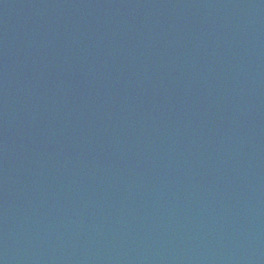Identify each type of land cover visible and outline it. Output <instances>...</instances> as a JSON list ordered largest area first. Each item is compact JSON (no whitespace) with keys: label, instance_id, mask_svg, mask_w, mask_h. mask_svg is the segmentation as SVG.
I'll return each instance as SVG.
<instances>
[{"label":"water","instance_id":"95a60500","mask_svg":"<svg viewBox=\"0 0 264 264\" xmlns=\"http://www.w3.org/2000/svg\"><path fill=\"white\" fill-rule=\"evenodd\" d=\"M0 264H264V0H0Z\"/></svg>","mask_w":264,"mask_h":264}]
</instances>
